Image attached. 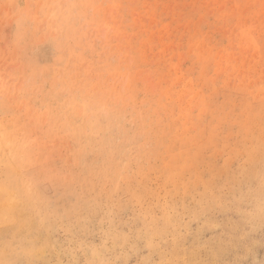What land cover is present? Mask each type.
Returning <instances> with one entry per match:
<instances>
[{
    "label": "rangeland",
    "instance_id": "1",
    "mask_svg": "<svg viewBox=\"0 0 264 264\" xmlns=\"http://www.w3.org/2000/svg\"><path fill=\"white\" fill-rule=\"evenodd\" d=\"M0 264H264V0H0Z\"/></svg>",
    "mask_w": 264,
    "mask_h": 264
}]
</instances>
